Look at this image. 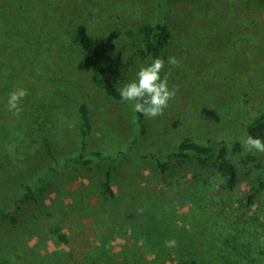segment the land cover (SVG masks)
<instances>
[{
  "label": "rangeland",
  "instance_id": "rangeland-1",
  "mask_svg": "<svg viewBox=\"0 0 264 264\" xmlns=\"http://www.w3.org/2000/svg\"><path fill=\"white\" fill-rule=\"evenodd\" d=\"M159 17L172 37L156 58L178 59L165 66L178 94L140 135L75 28L89 27L122 88L155 59L141 58V26ZM21 87L15 115L7 100ZM83 102L89 155L110 161L68 162ZM262 112L264 0H0V209L21 206L16 222L0 214V264H264V168L236 158L228 188L214 165L170 157L185 136L241 141ZM28 185L35 192L20 202Z\"/></svg>",
  "mask_w": 264,
  "mask_h": 264
},
{
  "label": "trees",
  "instance_id": "trees-1",
  "mask_svg": "<svg viewBox=\"0 0 264 264\" xmlns=\"http://www.w3.org/2000/svg\"><path fill=\"white\" fill-rule=\"evenodd\" d=\"M143 34V48L141 58L150 60L159 57L167 48L172 37L169 24L163 17L152 23H144L141 26ZM76 41L80 45L82 52L88 63L91 65L99 79L103 83L105 91L112 97L122 100L119 96L120 87L115 83L110 68L105 61L104 55L98 46L96 38L91 34L89 27L85 23H79L75 28ZM80 112V151L78 154L68 158V162L77 165L90 166L97 160L110 161L111 156L105 155L102 151L95 150L89 155V135L92 130L90 108L88 103L83 102L79 107ZM139 134L146 133V117L136 113ZM247 134L264 139V112L258 114L252 119L247 127ZM170 157H196L201 163L214 165L225 178L228 188H234L239 181V169L236 164V158H240L245 165H251L256 168H264L261 158L256 153L246 152L240 140L233 141L231 144L226 141H200L190 136H185L170 153ZM163 168H166L168 162H159ZM110 185V173L105 182L106 191H113ZM257 191V190H256ZM35 192L32 186H26V192L23 194L20 202L28 200L31 194ZM254 193L252 194V197ZM21 206L17 205L8 212L0 209V214L9 217L12 221H17V213ZM181 264H199L193 260Z\"/></svg>",
  "mask_w": 264,
  "mask_h": 264
},
{
  "label": "clouds",
  "instance_id": "clouds-1",
  "mask_svg": "<svg viewBox=\"0 0 264 264\" xmlns=\"http://www.w3.org/2000/svg\"><path fill=\"white\" fill-rule=\"evenodd\" d=\"M166 63L175 67L179 61L175 56H169L167 61L155 58L147 66L140 68L134 81L119 89L122 101L131 103L134 112L155 118L163 115L170 101L176 98L178 88L169 86V76L165 73ZM27 95V89L22 87L12 91L7 100L8 111L19 115L22 111L21 104ZM241 144L246 152L264 153V139L262 138L246 134L241 139ZM176 244L177 241L174 239L166 242L167 247H175Z\"/></svg>",
  "mask_w": 264,
  "mask_h": 264
}]
</instances>
